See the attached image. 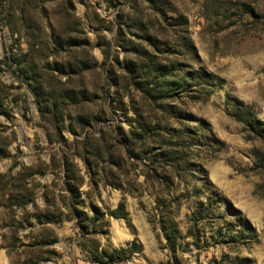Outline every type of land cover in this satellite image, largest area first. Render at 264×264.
Here are the masks:
<instances>
[{"label": "rangeland", "instance_id": "374dc122", "mask_svg": "<svg viewBox=\"0 0 264 264\" xmlns=\"http://www.w3.org/2000/svg\"><path fill=\"white\" fill-rule=\"evenodd\" d=\"M255 126L264 0H0V264H264Z\"/></svg>", "mask_w": 264, "mask_h": 264}, {"label": "trees", "instance_id": "16d2710c", "mask_svg": "<svg viewBox=\"0 0 264 264\" xmlns=\"http://www.w3.org/2000/svg\"><path fill=\"white\" fill-rule=\"evenodd\" d=\"M158 70H159L158 68L155 69V71L159 74L160 72ZM158 77H161V74H159ZM255 127H256L257 131H259L261 134L264 133V126H255ZM119 211H121V209H116L114 211V213H116V212L119 213ZM133 248H134L133 246L132 247L130 246V247H126V248L114 249L109 254L111 262H119V261H122V260L128 258L130 253L132 252Z\"/></svg>", "mask_w": 264, "mask_h": 264}]
</instances>
